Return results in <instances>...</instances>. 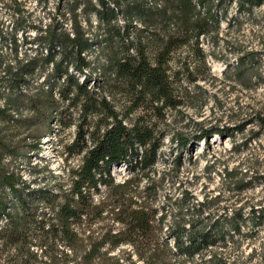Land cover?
I'll list each match as a JSON object with an SVG mask.
<instances>
[{
  "label": "trees",
  "instance_id": "trees-1",
  "mask_svg": "<svg viewBox=\"0 0 264 264\" xmlns=\"http://www.w3.org/2000/svg\"><path fill=\"white\" fill-rule=\"evenodd\" d=\"M232 1L248 15L264 4L39 0L44 24L26 1L0 0V264H228L216 252L227 236L264 225V211L215 210L221 195L198 201L187 190L160 201L184 153L253 123H196L191 137L168 123L169 112L185 115L218 79L205 45H218ZM255 62L253 53L238 57L223 75L249 86ZM256 120L264 130V116ZM51 137L66 175L53 173L51 158L32 160ZM167 138L173 159L160 171ZM122 167L128 176L118 182L112 171ZM225 176L238 191L250 184L228 169Z\"/></svg>",
  "mask_w": 264,
  "mask_h": 264
},
{
  "label": "rangeland",
  "instance_id": "rangeland-1",
  "mask_svg": "<svg viewBox=\"0 0 264 264\" xmlns=\"http://www.w3.org/2000/svg\"><path fill=\"white\" fill-rule=\"evenodd\" d=\"M24 1L33 17L43 19L46 24L49 18L44 5H39V0ZM49 7L52 8L53 4L50 3ZM226 8L228 20L221 24L218 45H205L206 50L215 52L216 58L209 57L208 65L218 79L207 82L204 89L199 90L195 106L187 105L182 108L185 115L169 112L168 123L171 130L183 131L189 137L198 131L196 123H202L206 128L219 129L232 128L249 119L253 123L248 122L242 132H235L234 139L215 136L208 149L206 146L196 145L191 154L184 153V164L179 177L176 182L166 180L160 201H166L167 195L181 197L188 190L192 191L198 201H202L207 194L210 197L221 195L219 208L215 206V210L223 212L224 207L228 211L242 207L246 215H250L252 209L259 215L264 211V182L260 180L264 175V130L259 126L256 116H264V4L253 8L251 15L239 13L235 1L228 2ZM248 53H253L254 62L256 61L252 65L254 76L249 86L225 78L223 72L227 66L231 64L235 67L238 57ZM62 136L64 141H71L74 130H68ZM56 141L54 137L45 139L43 152L32 160L34 163L41 161L42 165L51 158L53 173L66 175L67 164L54 150ZM166 142L159 159L160 171L166 166L165 159L170 162L173 159L168 138ZM70 162L74 165L77 159ZM207 162L213 163L212 171L205 169ZM226 169L232 171L236 178L249 181V186L238 191L225 176ZM112 173L118 182L128 176L125 167L115 168ZM25 177L31 179L32 175L26 173ZM255 231L245 228L244 234L235 235L234 240L227 236L226 245L216 252L228 264H264V225ZM238 240L242 241L237 243Z\"/></svg>",
  "mask_w": 264,
  "mask_h": 264
}]
</instances>
